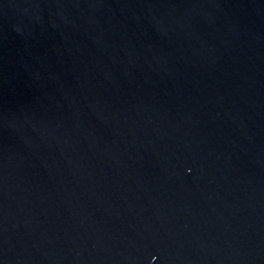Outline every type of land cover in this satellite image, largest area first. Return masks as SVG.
<instances>
[{
	"label": "water",
	"instance_id": "1",
	"mask_svg": "<svg viewBox=\"0 0 264 264\" xmlns=\"http://www.w3.org/2000/svg\"><path fill=\"white\" fill-rule=\"evenodd\" d=\"M0 264H264V0H0Z\"/></svg>",
	"mask_w": 264,
	"mask_h": 264
}]
</instances>
